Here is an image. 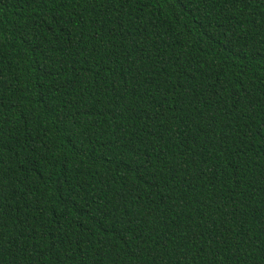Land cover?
<instances>
[{"label": "trees", "instance_id": "obj_1", "mask_svg": "<svg viewBox=\"0 0 264 264\" xmlns=\"http://www.w3.org/2000/svg\"><path fill=\"white\" fill-rule=\"evenodd\" d=\"M0 264H264V0H0Z\"/></svg>", "mask_w": 264, "mask_h": 264}]
</instances>
